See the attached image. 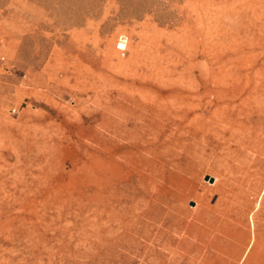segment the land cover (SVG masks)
<instances>
[{
    "label": "rangeland",
    "instance_id": "1",
    "mask_svg": "<svg viewBox=\"0 0 264 264\" xmlns=\"http://www.w3.org/2000/svg\"><path fill=\"white\" fill-rule=\"evenodd\" d=\"M0 264H264V0H0Z\"/></svg>",
    "mask_w": 264,
    "mask_h": 264
}]
</instances>
